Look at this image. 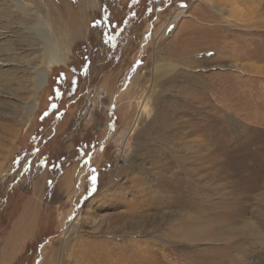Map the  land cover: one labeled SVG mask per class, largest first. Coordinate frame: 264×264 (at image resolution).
<instances>
[{
	"label": "rangeland",
	"instance_id": "obj_1",
	"mask_svg": "<svg viewBox=\"0 0 264 264\" xmlns=\"http://www.w3.org/2000/svg\"><path fill=\"white\" fill-rule=\"evenodd\" d=\"M126 3L0 0V209L9 191L21 200L2 211L0 264H264V0H152L126 21L121 49L102 55L107 16ZM187 6L210 31L178 55L186 23L162 28ZM41 21L64 62L48 57ZM77 44L92 58L85 67ZM44 65L48 84L35 93ZM59 66L84 74V91L41 133L36 112ZM52 152L78 159L56 175Z\"/></svg>",
	"mask_w": 264,
	"mask_h": 264
},
{
	"label": "trees",
	"instance_id": "obj_2",
	"mask_svg": "<svg viewBox=\"0 0 264 264\" xmlns=\"http://www.w3.org/2000/svg\"><path fill=\"white\" fill-rule=\"evenodd\" d=\"M126 5V6H125ZM152 5V0H128V3L124 4L122 8L125 6V11L121 14H109L107 16V21L109 25V37L112 40V46L108 50L106 49L105 51L102 52V55H106V53H113L116 49L120 50L121 49V44L123 39L127 38L128 35L131 34L130 30L127 28L126 21L129 20L130 22L138 23V21L143 18L148 11L149 7ZM126 20H123V19ZM128 23V22H127ZM92 43L94 44V47H98L97 49H100V45L95 44L93 39ZM82 44H77L74 48L75 50V55L77 58H81L85 60V63L83 67H85L88 63H91L92 58H90L89 53H85V50H81ZM84 46V44H83ZM117 50V51H118ZM87 57V58H86ZM52 68L54 71L52 76H50L49 80V85L47 89L51 90V93L49 95V98L51 97L49 101V105L47 108L42 109V111L36 112L37 117H38V122L39 126L41 127V133L43 132V124L44 122L48 119L49 116L54 115L56 113H63L64 109L68 106V104L74 99L76 96H78L80 93L84 91V81L86 80L85 75L82 74L80 71H77L76 69H71L67 68L69 72L67 73V70H64V66H59ZM82 67V69H83ZM56 68V69H55ZM51 70V71H52ZM71 73L72 75L69 77L68 74ZM60 92L59 96H56V91ZM52 104L57 105L56 108L52 107ZM40 110V109H39ZM47 113V115H45ZM84 145L86 144H80L76 146L78 150L83 149ZM63 152V151H61ZM61 156V158L56 159V157ZM82 156V154H80ZM78 159V157H72L70 154H55L54 152L52 153H46L45 156V163H48L51 165V168L54 170H57L55 173L58 175L62 168H63V163L64 161L70 162L73 160ZM11 191L8 193V198L12 197V200L10 201L7 198L6 205L1 206L0 209V219L1 221L4 220L5 216L2 213L4 209H6L7 203L11 205V207L16 206V212L20 208V199L15 196L16 192L9 194ZM15 193V194H14ZM49 237V236H48ZM47 238V237H46ZM44 238L38 237L37 239L33 240L32 242H29L27 244L26 251H28V248L34 247L35 250L37 251L40 247V245L43 243ZM33 248V249H34ZM27 256H22L20 260L23 261V264H27Z\"/></svg>",
	"mask_w": 264,
	"mask_h": 264
},
{
	"label": "bare ground",
	"instance_id": "obj_3",
	"mask_svg": "<svg viewBox=\"0 0 264 264\" xmlns=\"http://www.w3.org/2000/svg\"><path fill=\"white\" fill-rule=\"evenodd\" d=\"M195 1L197 0H193V3H195ZM69 3V2H68ZM237 3V2H236ZM234 4V3H232ZM238 6V5H236ZM23 8V6H22ZM191 8L190 6H187V7H181L179 8V10L174 14L173 18L171 19V21L169 23H167L166 25L163 26L162 28V31L165 32V28L167 27L168 24L170 23H174V22H177L179 23L181 20H184V23L185 24V28H183L182 30H177V38L178 39V43H179V47H180V50H178L179 54L178 55H185V53H188L189 51L191 52L192 49H194L195 47V44H198L196 43V41L193 39V36L195 34H201L203 33L204 31H210L209 29H205V28H202L200 26H198L196 24L197 21H200L199 17L197 15H194L191 13ZM263 8V7H262ZM24 9V8H23ZM237 9V7H236ZM235 12V11H234ZM200 13V12H199ZM219 13V12H218ZM231 13V12H230ZM245 13V12H244ZM197 14V13H196ZM221 14V13H220ZM247 14V13H246ZM234 15V14H233ZM211 16V15H210ZM236 16V15H235ZM238 17V16H237ZM249 17V16H248ZM217 19V17H215ZM231 18V17H230ZM208 19V18H207ZM235 19V18H234ZM210 20V19H209ZM218 20V19H217ZM196 21V22H195ZM206 23V22H204ZM40 25L38 27H36L35 29L38 31V35H40V37L43 38V40L45 41V44H44V48L45 50L47 51V54H48V57H50V60L51 62H64V57H65V52H62L59 51L58 49V45H59V40H55V36L52 32V29H51V25L48 23V22H44V21H41V23H39ZM55 26V25H54ZM62 26V25H61ZM171 26V25H170ZM191 27L189 29H187V27ZM202 26V25H201ZM198 29H201L200 31H198ZM67 33V32H66ZM71 35V34H70ZM74 35V34H72ZM75 37V35H74ZM195 37V36H194ZM200 37H202L200 35ZM63 38V37H62ZM72 38V37H71ZM197 38V37H196ZM199 38V37H198ZM197 38V39H198ZM66 39V38H65ZM70 39V38H69ZM200 40V39H199ZM71 42V41H70ZM69 42V43H70ZM171 42V41H170ZM67 43V41L65 40V44ZM195 43V44H194ZM203 43V42H202ZM170 44V43H168ZM61 46V44H60ZM59 46V47H60ZM167 47V46H166ZM178 47V46H177ZM65 48V47H63ZM44 50V51H45ZM173 50V48H172ZM64 51V50H63ZM173 52V51H172ZM176 52V51H175ZM171 53V52H170ZM168 57V56H167ZM172 57V56H171ZM181 57V56H179ZM167 59V58H166ZM153 60V59H152ZM49 63V62H48ZM168 64V63H167ZM163 67V66H162ZM179 65L176 64V63H172L171 64H168L166 65V70L167 72H174L176 70V68H178ZM164 69V68H163ZM182 69V68H181ZM36 70L38 71L37 73V77L35 78V81H34V88H35V93L36 91L38 92V90H40L44 83L46 82L47 80V68H46V65L44 66H41L39 68H36ZM162 70V69H161ZM165 70V69H164ZM184 70V69H183ZM181 71V70H180ZM175 75V74H174ZM176 75H177V72H176ZM187 93V89L185 91ZM180 93L183 94V90H180ZM189 93V92H188ZM37 100L32 98L30 100L27 101V103L24 104V113H23V120L26 119V117L32 113V111L37 107ZM124 138L127 136L128 132L126 130H124ZM122 134V133H121ZM124 145V144H122ZM119 149V148H118ZM120 151V149H119ZM120 156H123L124 153H123V150H121L120 152ZM124 157V156H123ZM122 160V159H121ZM28 210V213L30 212L28 208L25 209V211ZM30 216V215H29ZM76 217V216H75ZM24 221V219H23ZM76 221V220H75ZM29 223H31V219H28L26 220L25 222V225L27 226ZM24 225V226H25ZM73 227L75 228H79V221L78 222H74L73 224ZM27 228V227H26ZM29 228V227H28ZM17 230V229H16ZM28 231V230H26ZM30 231V230H29ZM67 231V239L69 240L72 236H71V233L73 234V229H66ZM76 231V230H75ZM25 232V231H23ZM21 235V233H20ZM28 235V234H27ZM26 235V236H27ZM21 237V236H20ZM17 238H19V236H17ZM24 238V236H23ZM13 239V238H12ZM25 239V238H24ZM15 240V239H14ZM18 241V239H17ZM23 241V240H21ZM12 242V241H11ZM17 244V243H16ZM11 245V244H10ZM16 246V245H15ZM13 246V247H15ZM20 246V245H19ZM12 247V248H13ZM18 247V246H17ZM21 247V246H20Z\"/></svg>",
	"mask_w": 264,
	"mask_h": 264
},
{
	"label": "snow or ice",
	"instance_id": "obj_4",
	"mask_svg": "<svg viewBox=\"0 0 264 264\" xmlns=\"http://www.w3.org/2000/svg\"><path fill=\"white\" fill-rule=\"evenodd\" d=\"M59 95H60V92L57 90V91H56V96H59ZM52 107H53V108H56L57 105L52 104ZM45 115H47V113H45ZM92 181H93V190H95V181H96V177H95V176L92 177Z\"/></svg>",
	"mask_w": 264,
	"mask_h": 264
},
{
	"label": "water",
	"instance_id": "obj_5",
	"mask_svg": "<svg viewBox=\"0 0 264 264\" xmlns=\"http://www.w3.org/2000/svg\"><path fill=\"white\" fill-rule=\"evenodd\" d=\"M47 82V81H46ZM48 84V83H45V85Z\"/></svg>",
	"mask_w": 264,
	"mask_h": 264
}]
</instances>
